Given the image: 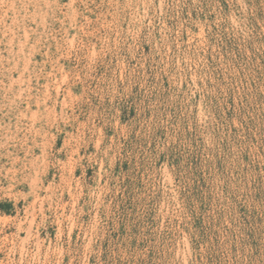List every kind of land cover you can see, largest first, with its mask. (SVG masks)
Returning <instances> with one entry per match:
<instances>
[{"label": "rangeland", "instance_id": "1", "mask_svg": "<svg viewBox=\"0 0 264 264\" xmlns=\"http://www.w3.org/2000/svg\"><path fill=\"white\" fill-rule=\"evenodd\" d=\"M0 264H264V0H0Z\"/></svg>", "mask_w": 264, "mask_h": 264}, {"label": "trees", "instance_id": "2", "mask_svg": "<svg viewBox=\"0 0 264 264\" xmlns=\"http://www.w3.org/2000/svg\"><path fill=\"white\" fill-rule=\"evenodd\" d=\"M4 211H8V210H4Z\"/></svg>", "mask_w": 264, "mask_h": 264}]
</instances>
